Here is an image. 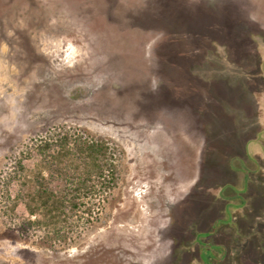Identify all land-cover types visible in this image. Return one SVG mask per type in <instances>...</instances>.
Masks as SVG:
<instances>
[{"label": "rangeland", "instance_id": "1", "mask_svg": "<svg viewBox=\"0 0 264 264\" xmlns=\"http://www.w3.org/2000/svg\"><path fill=\"white\" fill-rule=\"evenodd\" d=\"M89 139L113 179L56 224L0 189V264H200L241 213L240 264H264V0H0V186L19 162L83 186ZM246 177L249 203L223 197Z\"/></svg>", "mask_w": 264, "mask_h": 264}, {"label": "trees", "instance_id": "2", "mask_svg": "<svg viewBox=\"0 0 264 264\" xmlns=\"http://www.w3.org/2000/svg\"><path fill=\"white\" fill-rule=\"evenodd\" d=\"M71 137L73 136L70 135V133L62 132L60 134V132H57V138L59 139L57 145L59 146V149L57 150L60 156L71 152V149L66 146V143L70 141ZM73 146L78 152L75 155L73 153L71 154L72 165L75 169L77 168L81 171L82 175L79 180L83 186L72 187L70 181L66 179L62 191L55 192L49 186L48 177L43 174L46 170L44 166H40L36 172H34L33 179L27 180L31 171L25 169L19 162L14 165L13 171L4 177L1 183L2 185L0 186L1 192L3 191V193H6L8 196L7 201L10 202L13 200L11 203H6L8 210H14V207L17 205L16 202L24 200L27 203L29 212H39L42 215L44 218L43 223L46 225L52 223L56 224L57 218L61 219L62 216L67 213L65 210L66 208L70 207L74 209L79 207L81 201H78L77 199L82 194L85 196L89 194L94 196L96 195L97 190L100 188L104 189L106 186L105 182H111V179H113L112 175L115 173L113 172L114 163L110 161L108 156L107 145L100 139H89L87 141L75 142ZM76 157L81 160V162H79L80 164H78L77 161H74ZM109 174H112L111 177ZM248 178L249 177L245 178V185L242 190L233 189L229 192L226 190L227 186L224 185L225 194L223 197H228L232 201H241L240 203H242V206L249 203L248 199H251V196L246 192ZM92 179L94 180V183H92ZM15 181H19L18 183L21 184L22 187H18L17 196L15 199H12L8 191H10V187ZM29 181L32 182V186H29ZM97 185L99 186L98 188L96 187ZM24 186H28L27 190L23 188ZM80 192H82V194ZM221 192L223 193V189ZM236 195H238L239 198H236ZM230 204L231 203H229L228 206ZM238 207L241 208V206ZM8 210L4 209V212H8ZM244 219H246V216L244 213H241L239 221L231 224L235 225V227L224 231L228 232L230 235L238 236V239H240L238 243L235 238L234 244L230 245V240L226 241L225 244H221V241V243H219L215 240L216 236L212 238V234L208 235L205 233L208 230L198 233L196 242L200 246L199 250L204 251L205 254L204 256H199L200 264H240L241 261L238 258L239 253H243L247 249L245 248V245L249 240L255 238L259 234V228L257 225H254L250 230H247L248 233L245 232ZM215 247L222 248V250L227 252V256H224L223 252H217L214 250ZM257 248L258 250L264 248L263 243L258 241Z\"/></svg>", "mask_w": 264, "mask_h": 264}]
</instances>
